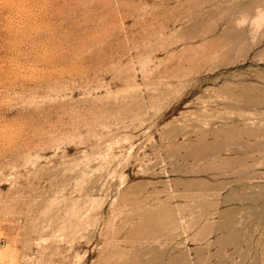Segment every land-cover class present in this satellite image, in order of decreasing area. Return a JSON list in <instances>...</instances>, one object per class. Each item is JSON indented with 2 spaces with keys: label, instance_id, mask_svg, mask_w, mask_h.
<instances>
[{
  "label": "rangeland",
  "instance_id": "obj_1",
  "mask_svg": "<svg viewBox=\"0 0 264 264\" xmlns=\"http://www.w3.org/2000/svg\"><path fill=\"white\" fill-rule=\"evenodd\" d=\"M0 264H264V0H0Z\"/></svg>",
  "mask_w": 264,
  "mask_h": 264
}]
</instances>
